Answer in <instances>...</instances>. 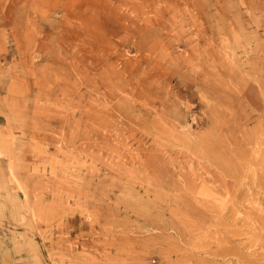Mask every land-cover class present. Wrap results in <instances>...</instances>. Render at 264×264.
Segmentation results:
<instances>
[{
    "label": "rangeland",
    "instance_id": "obj_1",
    "mask_svg": "<svg viewBox=\"0 0 264 264\" xmlns=\"http://www.w3.org/2000/svg\"><path fill=\"white\" fill-rule=\"evenodd\" d=\"M0 264H264V0H0Z\"/></svg>",
    "mask_w": 264,
    "mask_h": 264
},
{
    "label": "bare ground",
    "instance_id": "obj_2",
    "mask_svg": "<svg viewBox=\"0 0 264 264\" xmlns=\"http://www.w3.org/2000/svg\"><path fill=\"white\" fill-rule=\"evenodd\" d=\"M110 2H112V4H113V0H109ZM120 4H125V3H123V2H121ZM104 11H106V10H104ZM126 23V22H125Z\"/></svg>",
    "mask_w": 264,
    "mask_h": 264
}]
</instances>
